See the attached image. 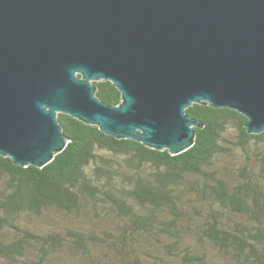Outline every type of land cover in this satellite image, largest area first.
I'll use <instances>...</instances> for the list:
<instances>
[{
  "label": "water",
  "instance_id": "obj_1",
  "mask_svg": "<svg viewBox=\"0 0 264 264\" xmlns=\"http://www.w3.org/2000/svg\"><path fill=\"white\" fill-rule=\"evenodd\" d=\"M196 104L264 133V0H0V155L15 165L65 150L59 114L179 155L203 127Z\"/></svg>",
  "mask_w": 264,
  "mask_h": 264
},
{
  "label": "trees",
  "instance_id": "obj_2",
  "mask_svg": "<svg viewBox=\"0 0 264 264\" xmlns=\"http://www.w3.org/2000/svg\"><path fill=\"white\" fill-rule=\"evenodd\" d=\"M94 85L121 104L112 82ZM187 114L203 127L179 155L65 114L70 142L44 168L0 155V264H212L208 248L231 264H264V133L227 108ZM56 212L63 220L42 224Z\"/></svg>",
  "mask_w": 264,
  "mask_h": 264
},
{
  "label": "rangeland",
  "instance_id": "obj_3",
  "mask_svg": "<svg viewBox=\"0 0 264 264\" xmlns=\"http://www.w3.org/2000/svg\"><path fill=\"white\" fill-rule=\"evenodd\" d=\"M262 148H264V145L261 146ZM257 165H253L251 166L254 170L256 171H259L261 169V166L259 165V163L256 161L255 162ZM227 177L231 180V181H237L239 179V176H240V172L239 170H237L236 166L234 165H230L228 167V170H227ZM64 215L61 214V213H53V215L51 214L49 216V219L48 221L46 220H43L41 223L44 224V225H48L50 224L51 220H55V221H59V220H63L62 217ZM37 224V223H36ZM35 224V225H36ZM208 253H209V257H210V261L212 264H231L230 261H228L227 259L221 257L220 255H218V253H216L214 250L208 248L207 249Z\"/></svg>",
  "mask_w": 264,
  "mask_h": 264
}]
</instances>
